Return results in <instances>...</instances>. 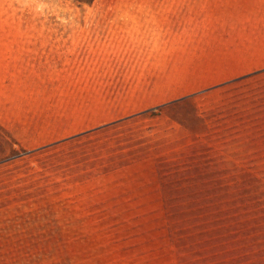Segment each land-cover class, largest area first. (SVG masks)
I'll return each instance as SVG.
<instances>
[{
	"label": "rangeland",
	"instance_id": "1",
	"mask_svg": "<svg viewBox=\"0 0 264 264\" xmlns=\"http://www.w3.org/2000/svg\"><path fill=\"white\" fill-rule=\"evenodd\" d=\"M0 264H264V0H0Z\"/></svg>",
	"mask_w": 264,
	"mask_h": 264
}]
</instances>
